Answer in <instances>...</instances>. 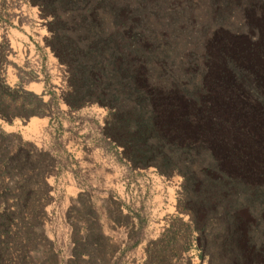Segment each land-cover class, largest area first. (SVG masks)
I'll list each match as a JSON object with an SVG mask.
<instances>
[{"label":"rangeland","instance_id":"374dc122","mask_svg":"<svg viewBox=\"0 0 264 264\" xmlns=\"http://www.w3.org/2000/svg\"><path fill=\"white\" fill-rule=\"evenodd\" d=\"M0 79V264H264V0H0Z\"/></svg>","mask_w":264,"mask_h":264},{"label":"trees","instance_id":"16d2710c","mask_svg":"<svg viewBox=\"0 0 264 264\" xmlns=\"http://www.w3.org/2000/svg\"><path fill=\"white\" fill-rule=\"evenodd\" d=\"M62 50H63V54L66 58H68L71 61L72 60L75 61L76 52H77L76 49H74L70 45H63ZM89 79H90V81L88 82V87H87L86 92H90V91L101 92V90H102L101 84L102 83H101L99 77L92 75V77H90ZM6 88L7 87L4 84L3 80L0 79V114L5 113V111H6V105H5V102L3 99V94L5 93ZM121 140L125 141L124 143H126L130 146H134V144H136L134 138L132 136L127 135V134H123ZM9 166L13 167V165L11 163H9ZM17 167H18V169H20V166H17ZM203 205L205 206V208L207 210V214L203 220L196 223L197 227H199V225H200V228H198L200 230H204L206 228L207 222L213 219L214 212H215L214 205L210 202H207L206 199L203 200ZM232 264H245V263L240 262V263H232ZM255 264H258V263H255Z\"/></svg>","mask_w":264,"mask_h":264}]
</instances>
